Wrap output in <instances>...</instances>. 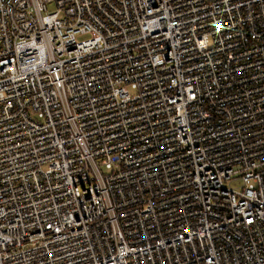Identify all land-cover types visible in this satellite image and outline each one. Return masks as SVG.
Segmentation results:
<instances>
[{"label": "built area", "instance_id": "2783aa9c", "mask_svg": "<svg viewBox=\"0 0 264 264\" xmlns=\"http://www.w3.org/2000/svg\"><path fill=\"white\" fill-rule=\"evenodd\" d=\"M0 264H264V0H0Z\"/></svg>", "mask_w": 264, "mask_h": 264}, {"label": "rangeland", "instance_id": "374dc122", "mask_svg": "<svg viewBox=\"0 0 264 264\" xmlns=\"http://www.w3.org/2000/svg\"><path fill=\"white\" fill-rule=\"evenodd\" d=\"M52 8H53V4H51V3H50V4H48V9H50V10H51Z\"/></svg>", "mask_w": 264, "mask_h": 264}]
</instances>
